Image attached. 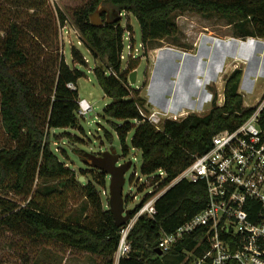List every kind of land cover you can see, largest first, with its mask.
<instances>
[{
    "label": "trees",
    "instance_id": "1",
    "mask_svg": "<svg viewBox=\"0 0 264 264\" xmlns=\"http://www.w3.org/2000/svg\"><path fill=\"white\" fill-rule=\"evenodd\" d=\"M1 1L8 4L10 12L14 10L15 17L10 18L6 35L0 39V123L14 143L0 147V190L25 197L27 205L21 206L0 196V225L15 232L26 228L34 237L103 256L107 258L105 264H115L123 226L116 224L110 208L104 209L98 190L106 184L108 176L94 169L100 179L95 183L81 182L51 147V131L76 128L80 118L78 88L73 90L68 85L77 87L83 73L62 57L58 59L56 74L51 76L49 70L55 61L44 59L41 54V48L49 43L53 20L57 19L60 26L65 27L67 17L60 9L55 15L48 9L46 0ZM101 6L114 9L117 15L111 16L113 22L108 23L105 13L104 25L93 26L91 16ZM3 10L0 5V14ZM23 10L32 11L27 24L22 22ZM185 10L229 19L234 37L264 40V0H90L73 13L81 40L100 62L94 70L96 80L112 99L102 117L115 128L125 158L130 153L127 138L134 131L131 146L141 151L142 174L149 177L148 182L153 181L149 186L153 187L154 194L170 186L193 162L195 154L207 152L215 135L236 129L253 112L252 108H243L240 86L244 70L237 67L225 80L223 105L217 103L215 93L207 113L167 119L162 130L144 117L143 114L149 113L148 101L139 90H132L129 83L140 60L130 58L123 65L121 56L127 30L118 17L127 13L136 17L145 50L149 43L177 35L179 27L174 14ZM41 15H45V19H40ZM52 29L57 35V25ZM71 55L73 62L87 64L77 48H72ZM108 136L112 140L113 137ZM37 181L45 183L37 191L41 198L31 196ZM68 187L82 190L93 208L94 218L89 223L81 221L80 217L67 218L51 207L49 202L55 194L64 195ZM151 196L148 193L131 209V215L134 216ZM207 201L203 183L181 181L169 188L156 203L155 218L143 215L136 222L129 234L131 253L119 264H195L196 258L203 257L208 250L199 233L187 237L162 256L156 250L160 231L174 232L201 212Z\"/></svg>",
    "mask_w": 264,
    "mask_h": 264
},
{
    "label": "rangeland",
    "instance_id": "2",
    "mask_svg": "<svg viewBox=\"0 0 264 264\" xmlns=\"http://www.w3.org/2000/svg\"><path fill=\"white\" fill-rule=\"evenodd\" d=\"M46 1L48 9L53 11L55 15H57V10L60 9L67 17L65 27H61L57 19L53 20L49 43L46 47L41 48L44 59L55 61L49 70V74L51 76L56 74L58 62L60 61L58 59L63 57L72 68H76L83 73L84 76L77 82L78 92L80 98L87 99L94 108L87 117L79 118V124L76 128L52 130L51 147L60 159L75 171L76 179L80 177L81 181L83 177L84 180L81 182L91 181L95 183L96 179H100V177H96L98 175L97 171L85 163V155L88 153L100 155L110 149L123 154V148L115 128L107 119L102 117L105 107L112 102V99L101 89L94 74V70L100 62L94 58L90 49L84 45L73 19L74 11L85 6L90 0ZM0 5L4 8L0 14V39L3 40L9 27V20L15 16L14 10L9 11L8 4L0 0ZM30 13L32 11L23 10L24 18L22 22L24 24L31 21ZM174 15L179 27L177 35L149 43L145 50L142 47L141 28L136 17L127 13L123 14L119 20L121 26L127 30L124 37L123 54L125 59L123 65L127 63L129 46L132 43L135 47L134 58L140 60V65L136 70V83L131 84L130 81L129 83L132 90H139L140 95L147 99L149 113L157 110L154 108L155 99L160 97H158V94L156 95V91L161 87L166 92L164 99H171V104L175 109L184 106L190 113V110L194 108V101L203 99L205 94L202 86L195 89V87L186 85V82H191L190 76L192 75L189 71L191 65L197 63L200 59L204 61L202 75H199L201 83H204L208 71H210V64L217 53H223L224 61H226V71V69L236 67L237 62L241 64L250 52L248 51L250 46H244L242 49L241 47L232 48L233 43L242 45L247 39L242 40L234 37V27L230 24L231 21L225 17L194 10H185ZM40 19H45V15H41ZM55 25L58 27L57 35L52 29ZM207 37H211V39ZM73 47L81 52L86 59V65L73 62L71 55ZM252 51H255V49H252ZM258 63L261 66L264 65V51L262 53L255 52L254 57L250 56L247 65L244 67L246 78L241 87L243 95L245 94L244 109L251 108L259 99H264V69L262 74H258L257 77L252 74V69L254 71V67ZM162 70L165 71L166 75H162ZM227 76L224 73L218 84L214 83L212 86H208V91L212 93V102L204 103L203 111H198L200 114L207 113L211 109L215 93L218 95L219 101L224 100L223 87L225 85L224 79ZM194 110H197V107ZM133 134L134 131L127 138L130 153L121 161V163L132 162L131 168L125 175L126 183L123 190L126 209H134L153 189L149 186L153 181L148 182L149 177L142 174L141 151L133 149L131 146ZM108 135L113 137L112 140L109 139ZM13 145L14 143L7 137L0 123V147ZM44 185L45 183L37 181L31 196L35 195V198H41L40 192L37 191L38 188ZM109 188L110 178L108 177L106 178V184L103 187H98L104 209L109 208ZM0 196L21 206L27 205L25 197L13 192L2 189L0 190ZM49 203L58 213L65 214L67 218L76 219L80 217L81 221L85 223H89L94 218L93 208L88 204L82 190L77 187H68L62 196L55 194ZM106 261V257L71 249L56 241L34 237L26 228L15 232L0 225V264H105Z\"/></svg>",
    "mask_w": 264,
    "mask_h": 264
},
{
    "label": "built area",
    "instance_id": "3",
    "mask_svg": "<svg viewBox=\"0 0 264 264\" xmlns=\"http://www.w3.org/2000/svg\"><path fill=\"white\" fill-rule=\"evenodd\" d=\"M129 50L128 60L134 58L132 43ZM121 59H125L123 53ZM68 87L77 89L74 84ZM224 101L218 100V104L223 105ZM79 107L81 118L94 110L84 98H80ZM251 108L253 112L244 123L215 135L210 149L195 154L193 162L170 186L155 194L153 189L149 191L152 196L131 215L120 232L115 264L129 257L132 250L129 234L138 219L143 215L155 218L158 199L181 181L206 186V207L174 232L160 231L158 249L169 252L187 237L199 233L208 250L203 257L196 258L195 264L233 261L264 264V99H259ZM143 115L158 130L163 129L167 119L175 118L159 110ZM164 175L161 172V176Z\"/></svg>",
    "mask_w": 264,
    "mask_h": 264
},
{
    "label": "crops",
    "instance_id": "4",
    "mask_svg": "<svg viewBox=\"0 0 264 264\" xmlns=\"http://www.w3.org/2000/svg\"><path fill=\"white\" fill-rule=\"evenodd\" d=\"M209 39H211V37H207ZM257 44V46H255ZM234 49L240 48L241 49L244 46H250L249 50L250 51L247 55L246 58L243 60V62L241 64H239L240 62H237V66L231 69H226V61H224V56L223 53H217L215 55V58L213 59V61L210 64V71H208V75L206 78V81L204 83H201V79L199 78V75L201 74V71L203 69V63L204 61L201 59L197 62V63H193L191 65V69L190 71V80L191 82H186L187 86H191V87H195V89H199L200 86L203 87V90L205 92L203 99H198L194 101V108H192L190 111V113H195L198 115H203L200 114L198 111H203V106L204 103H210L212 102V93L210 91H208V86L214 83L218 84L219 79L223 76V74L225 73L226 75H229L230 73H232L238 66H241L243 69L244 67L247 65L246 63H248L250 56L254 57L255 56V52H261L264 51V40L263 39H257V38H248L246 42H243L242 45H239L237 43H233L232 44ZM252 49H255V51H252ZM222 52V51H221ZM195 57V56H193ZM207 57V56H205ZM259 58V56H258ZM264 69V65H260L259 63L254 67V71L252 69V74L255 75V77L258 76V74H262V71ZM162 75H166L165 71L162 70ZM251 75V74H250ZM246 78V70L244 69V74H243V78H242V82L244 81V79ZM189 80V81H190ZM226 80V79H224ZM252 82L253 80L250 79ZM193 82V84H192ZM242 82H241V86H240V92L241 91V87H242ZM201 87V88H202ZM225 87V85H224ZM223 87V88H224ZM158 94V97H160L159 99H155V109L162 111V112H166L168 114H172L174 115V117L176 118H180V117H184L186 115H189L190 113L186 110V108L181 107V108H174L171 104V99H164V96L166 95L165 89H163L162 87L159 89H157L156 91V95ZM243 94V93H242ZM245 95V94H244ZM197 107V110H194Z\"/></svg>",
    "mask_w": 264,
    "mask_h": 264
},
{
    "label": "water",
    "instance_id": "5",
    "mask_svg": "<svg viewBox=\"0 0 264 264\" xmlns=\"http://www.w3.org/2000/svg\"><path fill=\"white\" fill-rule=\"evenodd\" d=\"M103 13L107 15V22L111 23V16L117 15L115 10H109L104 6L98 8V10L92 14L91 23L93 26H103L104 22L102 19ZM121 16L118 17V20ZM130 83L135 84L137 81V71H133L130 75ZM125 157L123 154L117 153L114 149H110L100 155L86 154L85 163L93 169L100 172H104L110 178V199L109 208L114 216V220L118 226H125L131 219V209L125 207V197L123 194L124 186L126 183L125 175L131 168L132 162L121 163ZM84 178H81L83 181ZM159 256L163 255L160 249L156 250Z\"/></svg>",
    "mask_w": 264,
    "mask_h": 264
}]
</instances>
